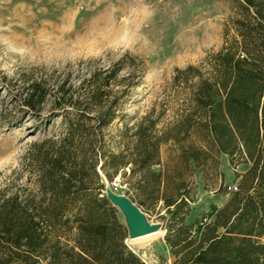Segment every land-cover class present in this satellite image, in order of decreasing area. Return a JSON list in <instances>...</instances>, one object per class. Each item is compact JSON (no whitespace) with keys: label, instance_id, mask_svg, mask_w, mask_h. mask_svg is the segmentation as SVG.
<instances>
[{"label":"trees","instance_id":"obj_1","mask_svg":"<svg viewBox=\"0 0 264 264\" xmlns=\"http://www.w3.org/2000/svg\"><path fill=\"white\" fill-rule=\"evenodd\" d=\"M237 3L221 49L175 70L173 83L185 93L171 121L158 129V118L145 115L127 154L105 150L103 130L138 85L141 64L119 77L121 58L93 70L83 79L89 84L55 91L51 103L61 110L63 128L35 144L32 186L0 188V264H146L126 243L99 164L108 181L130 165L125 196L143 213L162 208L173 264H264V0ZM39 88L29 86L30 110L49 95ZM168 142L177 152L163 162ZM214 153L227 155L233 168H248L235 172L229 201L194 236L186 222L194 172Z\"/></svg>","mask_w":264,"mask_h":264},{"label":"rangeland","instance_id":"obj_2","mask_svg":"<svg viewBox=\"0 0 264 264\" xmlns=\"http://www.w3.org/2000/svg\"><path fill=\"white\" fill-rule=\"evenodd\" d=\"M238 11L237 0H0V188L32 186L35 144L57 137L63 128L61 110L51 103L55 91L62 85L75 91L89 84L83 79L93 70L121 58L126 66L119 77L140 64L142 76L103 130L105 150L127 154L135 126L147 114L158 118V129L166 126L185 93L173 83L175 70L200 65L219 51ZM30 84L49 94L36 110L24 104ZM160 152L166 162L177 147L168 142ZM99 166L104 191L125 195L130 165L112 179L125 186L117 191ZM247 168H233L227 155L214 153L195 170L194 202L186 217L194 236L229 201L237 186L235 172ZM144 213L149 224L162 225L160 206ZM119 220L126 225L120 211ZM164 235L160 228L126 243L146 264H173Z\"/></svg>","mask_w":264,"mask_h":264},{"label":"water","instance_id":"obj_3","mask_svg":"<svg viewBox=\"0 0 264 264\" xmlns=\"http://www.w3.org/2000/svg\"><path fill=\"white\" fill-rule=\"evenodd\" d=\"M104 193L113 206L125 216L128 239L153 233L161 228L159 224H149L145 214L125 195H116L109 188H106Z\"/></svg>","mask_w":264,"mask_h":264},{"label":"built area","instance_id":"obj_4","mask_svg":"<svg viewBox=\"0 0 264 264\" xmlns=\"http://www.w3.org/2000/svg\"><path fill=\"white\" fill-rule=\"evenodd\" d=\"M110 188L113 190V191H117V190H120L122 188H124V184L121 183L118 179H114L113 181L110 182Z\"/></svg>","mask_w":264,"mask_h":264},{"label":"bare ground","instance_id":"obj_5","mask_svg":"<svg viewBox=\"0 0 264 264\" xmlns=\"http://www.w3.org/2000/svg\"><path fill=\"white\" fill-rule=\"evenodd\" d=\"M114 194H116V195H119V194H117V193H115V192H113ZM151 234H154V232L153 233H149V234H146V235H143V236H148V235H151ZM143 236H141V237H143ZM145 238V237H144ZM136 241V240H135Z\"/></svg>","mask_w":264,"mask_h":264}]
</instances>
